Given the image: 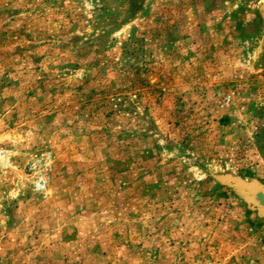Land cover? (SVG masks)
<instances>
[{"label": "rangeland", "instance_id": "374dc122", "mask_svg": "<svg viewBox=\"0 0 264 264\" xmlns=\"http://www.w3.org/2000/svg\"><path fill=\"white\" fill-rule=\"evenodd\" d=\"M0 264H264V0H0Z\"/></svg>", "mask_w": 264, "mask_h": 264}]
</instances>
